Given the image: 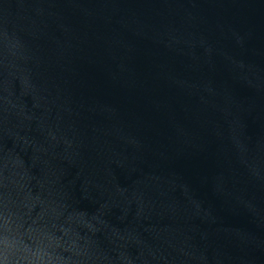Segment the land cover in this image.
Returning <instances> with one entry per match:
<instances>
[{
    "label": "water",
    "instance_id": "1",
    "mask_svg": "<svg viewBox=\"0 0 264 264\" xmlns=\"http://www.w3.org/2000/svg\"><path fill=\"white\" fill-rule=\"evenodd\" d=\"M0 264H264V0H0Z\"/></svg>",
    "mask_w": 264,
    "mask_h": 264
}]
</instances>
